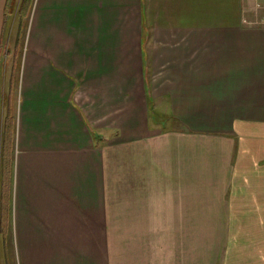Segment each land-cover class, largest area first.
<instances>
[{
	"label": "crops",
	"instance_id": "1",
	"mask_svg": "<svg viewBox=\"0 0 264 264\" xmlns=\"http://www.w3.org/2000/svg\"><path fill=\"white\" fill-rule=\"evenodd\" d=\"M263 167L264 0H0V264H264Z\"/></svg>",
	"mask_w": 264,
	"mask_h": 264
},
{
	"label": "rangeland",
	"instance_id": "2",
	"mask_svg": "<svg viewBox=\"0 0 264 264\" xmlns=\"http://www.w3.org/2000/svg\"><path fill=\"white\" fill-rule=\"evenodd\" d=\"M213 125L216 123L215 121L212 122ZM253 134L254 131H251ZM259 171H264V167L261 168ZM218 218H224V219H236V220H247L251 221L253 226L251 227H234L232 229H224V228H212V229H201L203 232H205V235L210 237L212 239V243H217L221 246L222 250L228 251L227 246H229L230 251H233L234 247L237 246H245L246 241L242 244L241 239H235L231 238L232 236H240L244 235L245 238H248L249 242V250L253 253H257L264 244H261V239H264V211H249V212H218L217 213ZM131 229H118L117 227H111L107 228V236L112 237V239H116L117 241V235H127V234H133V230ZM229 230L228 233H230V238L226 239L225 231ZM131 232V233H129ZM223 232V233H222ZM110 241V240H109ZM113 241V240H112ZM48 246L44 245L43 247ZM108 250H116L117 251V242L107 244ZM44 250H48V248H43Z\"/></svg>",
	"mask_w": 264,
	"mask_h": 264
}]
</instances>
